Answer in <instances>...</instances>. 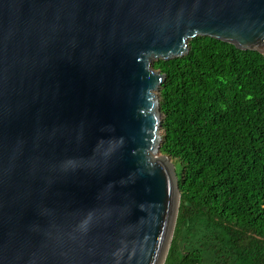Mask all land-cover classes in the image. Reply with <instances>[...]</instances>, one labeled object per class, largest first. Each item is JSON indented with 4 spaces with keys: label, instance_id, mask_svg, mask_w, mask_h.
<instances>
[{
    "label": "water",
    "instance_id": "1",
    "mask_svg": "<svg viewBox=\"0 0 264 264\" xmlns=\"http://www.w3.org/2000/svg\"><path fill=\"white\" fill-rule=\"evenodd\" d=\"M264 55V0H0V264H164L181 192L156 59Z\"/></svg>",
    "mask_w": 264,
    "mask_h": 264
},
{
    "label": "trees",
    "instance_id": "2",
    "mask_svg": "<svg viewBox=\"0 0 264 264\" xmlns=\"http://www.w3.org/2000/svg\"><path fill=\"white\" fill-rule=\"evenodd\" d=\"M188 46L153 62L181 192L164 264H264V55L208 35Z\"/></svg>",
    "mask_w": 264,
    "mask_h": 264
},
{
    "label": "rangeland",
    "instance_id": "3",
    "mask_svg": "<svg viewBox=\"0 0 264 264\" xmlns=\"http://www.w3.org/2000/svg\"><path fill=\"white\" fill-rule=\"evenodd\" d=\"M178 170H180V166H178Z\"/></svg>",
    "mask_w": 264,
    "mask_h": 264
}]
</instances>
